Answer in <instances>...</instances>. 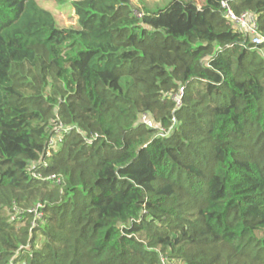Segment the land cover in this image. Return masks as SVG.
I'll use <instances>...</instances> for the list:
<instances>
[{
  "label": "trees",
  "instance_id": "1",
  "mask_svg": "<svg viewBox=\"0 0 264 264\" xmlns=\"http://www.w3.org/2000/svg\"><path fill=\"white\" fill-rule=\"evenodd\" d=\"M73 10L0 0V264H264V0Z\"/></svg>",
  "mask_w": 264,
  "mask_h": 264
},
{
  "label": "built area",
  "instance_id": "2",
  "mask_svg": "<svg viewBox=\"0 0 264 264\" xmlns=\"http://www.w3.org/2000/svg\"><path fill=\"white\" fill-rule=\"evenodd\" d=\"M221 7L223 10V14L225 15L226 19L231 22L235 29L239 32L247 36L252 42L254 43H261L263 41V37L259 33V24H258V16L251 12H244L240 15L236 14L233 9L230 6V3L228 1H223L221 3ZM184 95V91L180 90L179 93L175 97V101L177 105H181L182 98ZM142 121L147 123L149 126L154 127V123L148 119L147 116H144L142 118ZM98 137V136H96ZM56 139L58 141L61 140L60 138V131L57 132ZM94 138H86L87 142L92 143ZM55 177H52L50 179H54ZM38 206L36 209H33L32 212H34L37 216V219L42 217V213L39 211Z\"/></svg>",
  "mask_w": 264,
  "mask_h": 264
},
{
  "label": "rangeland",
  "instance_id": "3",
  "mask_svg": "<svg viewBox=\"0 0 264 264\" xmlns=\"http://www.w3.org/2000/svg\"><path fill=\"white\" fill-rule=\"evenodd\" d=\"M77 0H38L39 4L51 11L60 26L68 27L76 24V17L73 10V3ZM135 7L142 9L146 6L148 9L163 8L172 0H131ZM201 3V0H195ZM143 2H145L143 4ZM142 14H140L141 16Z\"/></svg>",
  "mask_w": 264,
  "mask_h": 264
}]
</instances>
